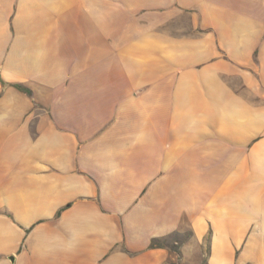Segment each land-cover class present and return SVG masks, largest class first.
<instances>
[{
	"label": "crops",
	"instance_id": "0c3cea01",
	"mask_svg": "<svg viewBox=\"0 0 264 264\" xmlns=\"http://www.w3.org/2000/svg\"><path fill=\"white\" fill-rule=\"evenodd\" d=\"M0 264H264V0H0Z\"/></svg>",
	"mask_w": 264,
	"mask_h": 264
}]
</instances>
